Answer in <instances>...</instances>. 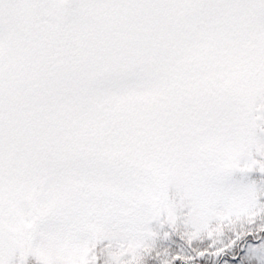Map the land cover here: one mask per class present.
I'll return each instance as SVG.
<instances>
[{"label": "snow or ice", "instance_id": "1", "mask_svg": "<svg viewBox=\"0 0 264 264\" xmlns=\"http://www.w3.org/2000/svg\"><path fill=\"white\" fill-rule=\"evenodd\" d=\"M0 264H264V0H0Z\"/></svg>", "mask_w": 264, "mask_h": 264}]
</instances>
